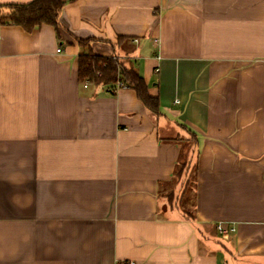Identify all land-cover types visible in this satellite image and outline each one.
Wrapping results in <instances>:
<instances>
[{"label": "crops", "instance_id": "1", "mask_svg": "<svg viewBox=\"0 0 264 264\" xmlns=\"http://www.w3.org/2000/svg\"><path fill=\"white\" fill-rule=\"evenodd\" d=\"M64 1L60 37L0 23V264H264V0Z\"/></svg>", "mask_w": 264, "mask_h": 264}, {"label": "trees", "instance_id": "2", "mask_svg": "<svg viewBox=\"0 0 264 264\" xmlns=\"http://www.w3.org/2000/svg\"><path fill=\"white\" fill-rule=\"evenodd\" d=\"M64 5V0H33L27 4L0 5V23L18 25L28 32L44 24L51 25L55 27L60 37L62 29L60 16ZM120 40H125V38H120ZM78 42L81 46L89 48L87 52L79 56L78 79L80 82L108 87L114 93L118 85L121 88L133 89L152 114L161 113L159 98L150 95L144 77L134 66H127L126 59L96 54L91 48L93 39H78ZM182 171L181 169L180 173ZM183 194L184 202L187 199L186 187H184Z\"/></svg>", "mask_w": 264, "mask_h": 264}, {"label": "rangeland", "instance_id": "3", "mask_svg": "<svg viewBox=\"0 0 264 264\" xmlns=\"http://www.w3.org/2000/svg\"><path fill=\"white\" fill-rule=\"evenodd\" d=\"M191 141H194L193 138L190 139ZM192 169L189 172V177L188 179L184 182L183 184V188H182V192L184 190V187H186L187 190V197L190 196V192L192 191V187H193V181H194V176H195V169L194 167H191ZM187 184V185H186ZM189 209V208H188Z\"/></svg>", "mask_w": 264, "mask_h": 264}, {"label": "built area", "instance_id": "4", "mask_svg": "<svg viewBox=\"0 0 264 264\" xmlns=\"http://www.w3.org/2000/svg\"><path fill=\"white\" fill-rule=\"evenodd\" d=\"M58 51H61L60 49H58ZM90 83L89 82H85V87H87L88 85H89ZM118 87H120L119 85H118ZM219 230L222 232V228L219 226Z\"/></svg>", "mask_w": 264, "mask_h": 264}]
</instances>
